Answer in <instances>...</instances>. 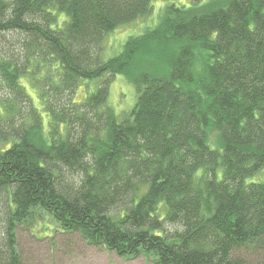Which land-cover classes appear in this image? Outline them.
<instances>
[{
  "label": "trees",
  "instance_id": "16d2710c",
  "mask_svg": "<svg viewBox=\"0 0 264 264\" xmlns=\"http://www.w3.org/2000/svg\"><path fill=\"white\" fill-rule=\"evenodd\" d=\"M153 1L0 0V264H23L39 211L123 258L264 264V0H165L103 60ZM117 74L137 91L128 115L107 103Z\"/></svg>",
  "mask_w": 264,
  "mask_h": 264
},
{
  "label": "rangeland",
  "instance_id": "374dc122",
  "mask_svg": "<svg viewBox=\"0 0 264 264\" xmlns=\"http://www.w3.org/2000/svg\"><path fill=\"white\" fill-rule=\"evenodd\" d=\"M179 4L193 3V0H170ZM206 1V0H205ZM151 13L140 17L137 20L119 25L110 31L103 42L101 58L109 60L119 55L127 39L130 36L140 35L157 26L160 15V8L164 6L165 0H154ZM61 20L64 14L61 13ZM198 52L197 67L202 64V56ZM147 57H144L145 59ZM149 57L148 59H151ZM146 60V59H145ZM159 65H164L159 64ZM30 75L23 77V83L32 97L34 106L43 114L45 129L48 122V115L44 108V102L39 96L38 90L31 84ZM96 86L95 81L81 82L76 93V100L80 101L86 97V92ZM108 104L118 115H128L133 109L137 91L134 84L124 74H117L110 83ZM0 93L3 90L0 89ZM216 133L213 134V137ZM264 181V167L251 177L250 181ZM38 223L32 229V236L28 230H19V250L23 258V264H154L152 257L140 255L135 258H123L104 246H95L87 242L79 232H66L57 220L46 211H39ZM254 255L250 258L253 259ZM264 259V258H263Z\"/></svg>",
  "mask_w": 264,
  "mask_h": 264
}]
</instances>
